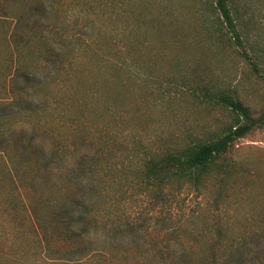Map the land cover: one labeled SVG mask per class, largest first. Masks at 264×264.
Listing matches in <instances>:
<instances>
[{
	"label": "rangeland",
	"instance_id": "rangeland-1",
	"mask_svg": "<svg viewBox=\"0 0 264 264\" xmlns=\"http://www.w3.org/2000/svg\"><path fill=\"white\" fill-rule=\"evenodd\" d=\"M228 4L241 23L240 40L223 25L216 0H0V102L8 107L0 110L1 130L23 128L24 140L64 158L60 172L40 174L55 180L53 187L37 192L30 180L15 176L18 189L11 190L0 153V264H155L148 250L169 240L201 262L240 241L253 243L257 233L262 255L249 254L247 262L264 264V126L235 142L233 170L220 190L186 188L162 199L132 193L125 184L146 151L229 123L228 109L204 102L194 89L228 91L254 115L264 114V0ZM16 25L22 38H33L23 53L11 54L7 36ZM39 29L43 37L34 33ZM12 63L35 76L22 102L12 91L4 95L1 72ZM100 149L104 155L97 156ZM82 154L99 166L88 178L99 187L96 200L144 231L118 249L93 235L94 248L84 257L48 256L32 205L40 194L48 202L64 198L69 184L62 174ZM7 159L10 166L18 162ZM35 168L25 166V179ZM50 242H62L57 232Z\"/></svg>",
	"mask_w": 264,
	"mask_h": 264
},
{
	"label": "trees",
	"instance_id": "trees-1",
	"mask_svg": "<svg viewBox=\"0 0 264 264\" xmlns=\"http://www.w3.org/2000/svg\"><path fill=\"white\" fill-rule=\"evenodd\" d=\"M216 3L223 25L229 33L240 40L243 29L228 0H216ZM18 32L19 25H16L14 31H9L7 36L8 41L14 46L11 54L15 52L14 50L23 53L30 46V38H33L30 36L24 39L22 38L24 35ZM34 33L43 37L40 29L35 30ZM54 54L59 56L61 52ZM243 54L250 60L247 51ZM48 57L57 58L55 55ZM1 76L5 80L4 95H11L12 91L13 98L19 102L25 99L23 96L29 92V88L34 87L32 85L36 82L35 76L28 77L27 68L24 65L14 66L13 63L1 72ZM21 79L24 80L22 84ZM6 81L9 82L8 86ZM193 93L196 96H202L204 102L228 109L231 114L229 123L214 133L192 136L182 144L167 145L155 151H146L144 158L131 167V177L126 179L127 189L132 193H153L155 197L166 199L167 196L176 195L177 192L186 188L198 190L210 185L217 190L224 188L227 176L233 170V161L229 155L235 142L264 126V114L254 115L252 108L233 93L224 90L215 91L210 87L199 91L194 89ZM7 109L5 103L0 102V110ZM1 127L0 123V153L6 154L4 155L6 162H3L6 163L4 166L7 168V175L3 176L4 184L11 190L18 189L15 176H19L22 178L21 182L30 180V188L37 192H40V187L51 188L56 185L55 180L46 174H40L48 170L60 172L64 158L57 160L55 155L48 156L41 144L31 139L24 140L23 128L7 127L5 131H2ZM102 151L98 150L97 156L104 155ZM15 156L18 162L13 161ZM7 157L14 162V165H9ZM28 163L36 168L34 174L31 173L32 177L25 179L24 176L28 174L25 166ZM97 166L98 163L87 164L86 155H83L66 173L62 174L65 182L69 184V189L62 200L48 202L41 199L40 194V199L32 205L34 229L39 235V244L42 247L45 246L48 256L63 254L66 258L84 257L94 248L93 235H97L100 242L110 250L118 249L123 246L126 239L137 240L140 238L139 233L144 231L143 225L131 222L125 216L123 217L122 213L116 219V216H112L110 208L96 200L100 193L99 187L97 188L88 178L95 176L99 168ZM54 232H57L62 240L58 245L50 242ZM259 235L261 234H253L252 237L256 238L253 243L240 241L230 252L224 251L222 256L213 253L201 262L195 261L186 247H171V240L165 247H154L153 251L148 250V252H151L156 259L155 264H250L251 262H247L249 254L253 259L260 258L262 255L259 249L261 243L257 238Z\"/></svg>",
	"mask_w": 264,
	"mask_h": 264
}]
</instances>
